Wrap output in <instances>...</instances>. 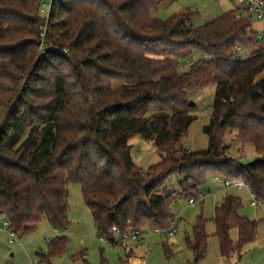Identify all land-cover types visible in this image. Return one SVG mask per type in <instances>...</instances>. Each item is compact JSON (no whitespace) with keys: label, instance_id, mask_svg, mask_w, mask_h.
<instances>
[{"label":"trees","instance_id":"16d2710c","mask_svg":"<svg viewBox=\"0 0 264 264\" xmlns=\"http://www.w3.org/2000/svg\"><path fill=\"white\" fill-rule=\"evenodd\" d=\"M46 1L0 0V220L18 237L43 220L69 228V183L81 186L98 232L111 242L115 229L168 228L172 205L198 198L210 176L243 180L264 202V41L248 17L237 18L243 7L196 29L194 10L153 16L163 0H52L48 19ZM189 47L199 57L182 70ZM209 84V146L192 151L181 143L197 117L191 93ZM233 130L258 157L228 153ZM137 134L161 156L147 169L132 156ZM173 183L179 192L170 191ZM241 207L227 195L212 218L225 261L257 239L258 222L241 216ZM208 239L200 217L188 241L196 261ZM66 247L67 238L56 236L41 261Z\"/></svg>","mask_w":264,"mask_h":264},{"label":"rangeland","instance_id":"374dc122","mask_svg":"<svg viewBox=\"0 0 264 264\" xmlns=\"http://www.w3.org/2000/svg\"><path fill=\"white\" fill-rule=\"evenodd\" d=\"M50 3L51 0H48L47 9ZM237 6L236 0H163L153 16L165 20L173 14L194 10L197 14L192 18V23L196 29H200L206 22L234 10ZM251 22L252 29L260 36L263 35V24L255 17ZM238 49L240 50L238 53L246 54L241 47ZM196 54L199 52L189 47L184 51L182 58L186 56L191 58ZM187 61L188 59H182L180 63L182 70ZM201 92L203 93L202 89L191 93V100L197 106L195 110L197 117L181 140V143L192 151L205 150L209 146V137L204 132V126L211 118V103L214 95L212 96L209 91L205 95ZM201 95H204L202 100ZM236 135L235 130L227 133L226 142L230 144L228 153L247 162L258 157L259 154L254 146L242 145ZM130 144L133 159L138 167L147 169L161 160L154 143L140 134L134 135ZM221 179L216 180L215 176L207 178L199 188L204 198L198 199L195 205H190L189 199L183 197L172 205L173 213L181 217L174 236L168 237L164 232L146 228L143 230L147 235L146 240L135 242L129 239L123 243L101 241L102 237L105 239L107 237L98 232L91 210L83 198L81 186L77 183H69L68 202L71 223L67 230H60L61 235L67 238L66 250L60 255L51 257L49 261H41L39 253L48 254L49 246L56 237V228L47 220H43L31 234L17 237L13 245L9 244L8 232L0 230V264H103V262L129 264V251L131 256L142 258L143 264H264V202L257 204L248 187H227ZM170 189L171 192L180 191L177 183L170 184ZM227 195L241 199L242 207L239 214L258 222V234L254 242L244 247L238 260L233 258L225 261L221 254L220 243L214 235L216 227L212 218L216 206ZM200 217L205 220V229L209 235L208 251L202 259L196 261L188 241L194 239V226ZM231 238L237 241L236 228L231 230ZM115 239L120 241L117 236ZM80 253L81 256H77Z\"/></svg>","mask_w":264,"mask_h":264},{"label":"built area","instance_id":"2783aa9c","mask_svg":"<svg viewBox=\"0 0 264 264\" xmlns=\"http://www.w3.org/2000/svg\"><path fill=\"white\" fill-rule=\"evenodd\" d=\"M236 1L238 2V6L243 7V9H241L237 12V14H236L237 18L248 17L250 20H252V18L255 17V18H257V20L259 22H261L263 24V28H264V8H263L262 3L259 0H236ZM51 2H52V0H51ZM47 6H48V0L46 2H44L42 7H41V14L46 19H48L49 14H50L51 3L49 5V9H47ZM45 33H46V26L43 28V33H42L43 37L45 36ZM259 37L261 39H263V41H264V32H263V35H261V36L259 35ZM198 57H199V54H196V55H193L191 58H188V61H187L185 66L188 67ZM215 179L220 180L221 177L215 176ZM221 180L224 181V184L227 187H230V186H234L237 188L248 187L246 185V183L240 179L223 178ZM252 195H253V198L255 199L254 194H252ZM203 198H204V196L200 194L198 198H190L188 200V202L190 205H195L198 199H203ZM180 218H181L180 215L173 213V215L169 221L168 228H166L164 230L157 229L156 231L157 232H164L165 235L168 237L174 236V234L177 232L178 223L180 221ZM0 230L8 232L10 244L15 243L18 236H17L16 231L11 227L10 222L7 219L2 218L0 220ZM60 234H61L60 230L56 228L55 229V235L58 236ZM114 235H115V237L117 236L120 239V241H116V239H115V241L113 243H123L129 239L132 241H135V242H141V241H144L147 239V235H146V233H144L143 230H135V231H132L128 234H122V233H120L119 230L115 229ZM48 241H51V239H48ZM101 241L107 242L108 239H105L102 237Z\"/></svg>","mask_w":264,"mask_h":264},{"label":"crops","instance_id":"0c3cea01","mask_svg":"<svg viewBox=\"0 0 264 264\" xmlns=\"http://www.w3.org/2000/svg\"><path fill=\"white\" fill-rule=\"evenodd\" d=\"M238 7V6H237ZM236 7V8H237ZM235 8V9H236ZM202 91H203V93L201 92V94H206V92L208 93V91L211 93V95L213 96L214 95V93H215V85L214 84H209V85H207V86H205L204 88H202ZM204 95H201V100L203 99V96ZM214 98V97H213ZM213 100L214 99H212V103H213ZM212 103H211V105H212ZM250 190V189H249ZM257 204H259L258 202H257ZM9 244H10V242H9ZM14 244V243H13ZM13 244H10V245H13ZM133 250V249H132ZM134 255V254H133ZM240 258V257H239ZM238 258V259H239ZM237 259V258H236ZM237 259V260H238ZM144 262H143V259L142 258H136L135 256H130V259H129V264H143Z\"/></svg>","mask_w":264,"mask_h":264},{"label":"water","instance_id":"95a60500","mask_svg":"<svg viewBox=\"0 0 264 264\" xmlns=\"http://www.w3.org/2000/svg\"><path fill=\"white\" fill-rule=\"evenodd\" d=\"M190 105H195V102L193 100H191Z\"/></svg>","mask_w":264,"mask_h":264}]
</instances>
